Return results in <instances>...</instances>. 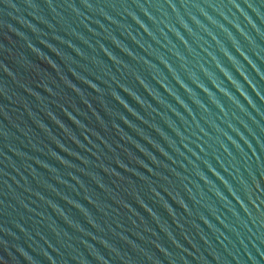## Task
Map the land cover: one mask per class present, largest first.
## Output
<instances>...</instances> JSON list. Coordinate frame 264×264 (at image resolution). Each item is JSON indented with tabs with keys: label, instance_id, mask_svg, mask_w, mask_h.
Returning <instances> with one entry per match:
<instances>
[{
	"label": "water",
	"instance_id": "1",
	"mask_svg": "<svg viewBox=\"0 0 264 264\" xmlns=\"http://www.w3.org/2000/svg\"><path fill=\"white\" fill-rule=\"evenodd\" d=\"M0 264H264V0H0Z\"/></svg>",
	"mask_w": 264,
	"mask_h": 264
}]
</instances>
